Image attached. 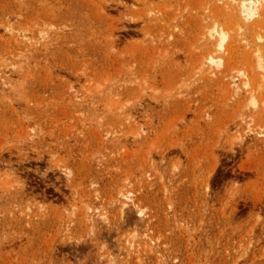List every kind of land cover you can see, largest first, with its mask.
Wrapping results in <instances>:
<instances>
[{
  "label": "rangeland",
  "instance_id": "1",
  "mask_svg": "<svg viewBox=\"0 0 264 264\" xmlns=\"http://www.w3.org/2000/svg\"><path fill=\"white\" fill-rule=\"evenodd\" d=\"M0 264H264V0H0Z\"/></svg>",
  "mask_w": 264,
  "mask_h": 264
},
{
  "label": "bare ground",
  "instance_id": "2",
  "mask_svg": "<svg viewBox=\"0 0 264 264\" xmlns=\"http://www.w3.org/2000/svg\"><path fill=\"white\" fill-rule=\"evenodd\" d=\"M241 7H243L242 9H244V12L246 13L247 11H251V8L250 7H247L245 6V4H241ZM253 9V8H252ZM253 12V11H252ZM249 15V14H248ZM220 34V39H219V42H218V45L219 47H222L223 45V42H225V39H226V36L225 35H222V32H219ZM260 68V67H259ZM245 84V83H244ZM248 86V85H247ZM237 89V88H236ZM256 101V100H255ZM250 104V103H249ZM255 104V103H254Z\"/></svg>",
  "mask_w": 264,
  "mask_h": 264
}]
</instances>
